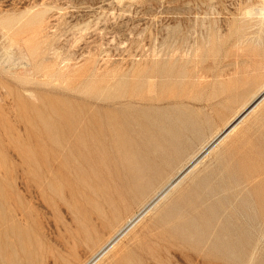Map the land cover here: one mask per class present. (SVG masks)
<instances>
[{
    "label": "rangeland",
    "instance_id": "374dc122",
    "mask_svg": "<svg viewBox=\"0 0 264 264\" xmlns=\"http://www.w3.org/2000/svg\"><path fill=\"white\" fill-rule=\"evenodd\" d=\"M263 14L264 0H0V264L90 260L264 88ZM261 102L94 264H264ZM148 163L75 244L98 187Z\"/></svg>",
    "mask_w": 264,
    "mask_h": 264
},
{
    "label": "bare ground",
    "instance_id": "6f19581e",
    "mask_svg": "<svg viewBox=\"0 0 264 264\" xmlns=\"http://www.w3.org/2000/svg\"><path fill=\"white\" fill-rule=\"evenodd\" d=\"M32 53H35V51H32L31 54ZM263 99L264 88L260 90L257 94H255V97L251 100V102L247 106L243 107L242 111L237 114L234 119L226 123L223 129L217 131L215 135L212 134L213 136L210 139L208 138L209 140L207 142H204V144L201 145V147L195 153L193 152L194 154L191 153L192 155L183 164H181L178 169L174 171L168 181L166 180V184L156 189L153 193V196L149 197L148 199H145L146 201L144 200L145 202L141 205L139 210H137L133 214L131 213L129 216L125 217L122 221H120V223H118L116 227L113 228L112 233L92 255L90 260L86 261L84 264H94L99 259H101V257L105 256L127 231H129L133 227H136L135 225L141 220L143 216H145L147 213H150V211L156 205H158L165 197L168 196L167 194L171 190H175V188L179 186V184L192 172L193 169H195V167H197L198 164H200L201 160L205 158V156L208 155L215 146H217L229 135H231V133H233V131L237 129V126L242 123L243 119L249 113H253V110L259 105V103ZM58 140L59 139H56L54 142L59 143ZM34 156L42 161L44 160L42 153H36L34 154ZM151 171L152 166L148 163L144 167H140L139 169H137V172L135 174H124L117 180L113 181V184H102L100 187H98V196L100 199L98 201L93 202V204H90V206L82 208L81 210L83 221L81 225L77 228L76 235L74 238L75 244L89 239L91 237V234L95 231V225L99 223H104L105 220L108 219L111 215L117 213V211L120 209V206L127 199V196L130 195V192H133L135 191V189L139 188V185L146 180L145 174L147 172L150 173ZM45 264H55V262L51 259L47 260Z\"/></svg>",
    "mask_w": 264,
    "mask_h": 264
}]
</instances>
